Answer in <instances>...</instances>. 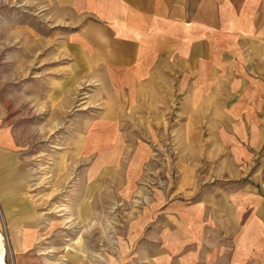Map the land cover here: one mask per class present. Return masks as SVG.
Here are the masks:
<instances>
[{"label":"crops","instance_id":"obj_1","mask_svg":"<svg viewBox=\"0 0 264 264\" xmlns=\"http://www.w3.org/2000/svg\"><path fill=\"white\" fill-rule=\"evenodd\" d=\"M52 1L77 62L100 67L110 87L165 77L182 93L180 173L147 209L142 262L264 264V0ZM115 120L105 114L86 139L92 181L110 169L132 185L149 150L125 146Z\"/></svg>","mask_w":264,"mask_h":264},{"label":"rangeland","instance_id":"obj_2","mask_svg":"<svg viewBox=\"0 0 264 264\" xmlns=\"http://www.w3.org/2000/svg\"><path fill=\"white\" fill-rule=\"evenodd\" d=\"M53 3L0 0L4 262L146 264L147 209L180 173L182 93L165 77L127 91L110 87L100 67L77 62L60 21L66 11ZM107 113L115 114L125 146L128 140L148 147L143 179L132 185L110 169L92 181L95 151L84 145Z\"/></svg>","mask_w":264,"mask_h":264},{"label":"bare ground","instance_id":"obj_3","mask_svg":"<svg viewBox=\"0 0 264 264\" xmlns=\"http://www.w3.org/2000/svg\"><path fill=\"white\" fill-rule=\"evenodd\" d=\"M4 240H6L5 235L0 232V264H5L4 255H5V247Z\"/></svg>","mask_w":264,"mask_h":264},{"label":"water","instance_id":"obj_4","mask_svg":"<svg viewBox=\"0 0 264 264\" xmlns=\"http://www.w3.org/2000/svg\"><path fill=\"white\" fill-rule=\"evenodd\" d=\"M5 236H6V233H5ZM6 238H7V236H6Z\"/></svg>","mask_w":264,"mask_h":264}]
</instances>
